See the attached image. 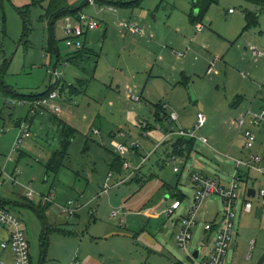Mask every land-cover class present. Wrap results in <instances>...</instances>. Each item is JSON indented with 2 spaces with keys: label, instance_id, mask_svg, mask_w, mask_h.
<instances>
[{
  "label": "rangeland",
  "instance_id": "rangeland-1",
  "mask_svg": "<svg viewBox=\"0 0 264 264\" xmlns=\"http://www.w3.org/2000/svg\"><path fill=\"white\" fill-rule=\"evenodd\" d=\"M189 1L141 0L140 5L117 6L110 12L107 6L101 10L99 2L84 5L86 0H65L70 7L83 5L81 11L94 15L99 22L100 27L89 31L87 43L99 55L93 73L91 66L96 56L86 62L84 72L64 62L67 52L73 49L65 43L64 17L57 18L51 27L45 16L48 0L37 4H31L32 0H0V195L23 204H7V208L23 220L33 264H73L76 258L81 264H172L175 259L190 264L188 255L175 241L181 220L189 215L194 203L190 177L194 172H203L227 182L231 162L224 154L230 151L233 141L238 146L242 142L245 152L243 137L232 120L255 100V107L263 105L264 56L254 58L250 47L264 52V11L258 26L244 31V12L253 8L250 3L217 0L212 5L202 23L205 32L197 37L202 38L205 48L195 51L209 60L219 58L214 67L217 72L208 74L203 60L199 62L201 67L197 63L196 68L190 64L185 67L183 58L162 53V45L170 51L185 50L173 43L180 37L170 25L172 12L177 8L190 10L191 4L184 9ZM230 8L234 13L228 12ZM19 9L28 19V35H24ZM121 23H136L141 31L132 34ZM149 24H154L152 31L156 30L161 38L149 37ZM145 31V38L139 36ZM195 31L194 27L193 35ZM52 37L60 52L59 61L57 54L49 50ZM195 55L191 60L197 62ZM54 70L69 84H74L76 78L91 79L84 92L61 94L58 102L62 111L57 117L51 112L33 116L28 103L6 102V98L31 99L18 93L44 92L50 82L57 80ZM182 73L189 77L187 85L182 83ZM131 94L142 98L134 101ZM164 103L177 112V121L156 119V105ZM198 112L206 115L207 123L196 131L190 157L173 156L171 143L158 146L162 124L193 130ZM18 120L22 121L19 126L15 124ZM141 120L151 127L146 137ZM23 124L29 126V134L20 149L13 151L17 131ZM68 124L76 130L70 136L65 129ZM256 131V146L264 151V134ZM200 135L209 142H201ZM125 136L129 145L138 142L141 146V157L133 151L122 155L131 162L129 172L140 167L118 186V174L111 166L118 155L113 143L125 142ZM62 149L67 152L63 165L57 172L48 171L46 164L53 152ZM175 166L182 172H174ZM12 172L19 184L8 178ZM109 172L113 173L109 180L112 188L108 195L100 194ZM253 174L257 178L253 185L258 188L264 179ZM25 185L37 191L33 201L25 196ZM175 191L184 194V199L168 218L163 210L172 203ZM39 194L48 195L49 201L42 200L45 206L51 204L45 218L30 206L31 202L39 203ZM242 198L240 193L235 219L239 234L230 244L225 264H255L264 255V205L258 198L252 199L253 212L240 219V212H244ZM64 205L75 210L74 214L63 213ZM224 210L225 203L217 195L202 200L190 251L205 242L204 223L220 220ZM113 211H118L115 217L111 215ZM152 212L155 215L149 219ZM252 240L255 245L249 260L245 256ZM203 250L205 254L207 249Z\"/></svg>",
  "mask_w": 264,
  "mask_h": 264
},
{
  "label": "built area",
  "instance_id": "built-area-1",
  "mask_svg": "<svg viewBox=\"0 0 264 264\" xmlns=\"http://www.w3.org/2000/svg\"><path fill=\"white\" fill-rule=\"evenodd\" d=\"M86 2L89 5L96 4V0H86ZM100 8L102 9V6ZM229 11L233 12V9H230ZM64 20L65 24L63 31L65 35V43L67 47L73 50L82 48L85 42V35L99 26V22L94 17H91L83 11H79L75 15L67 14L64 16ZM124 26L129 27L136 32L141 31V28L136 23H124ZM250 50L253 56H264V52L257 47L251 46ZM215 62L216 59H213L210 62L208 72H211L214 69ZM53 74L56 75L57 79H60V73L57 72V70H54ZM60 97L61 94L58 89H55L45 96L31 99L6 98V102L11 104L19 103L22 105L28 103L29 111L33 116L39 113L44 114L46 112H51L57 115L62 111L60 103L58 102ZM141 98V95H130V99L134 101H140ZM160 117L163 120H167L169 123L177 121L179 118L177 112L167 103L162 104ZM206 123V115L202 112H198L196 114V123L193 130L180 127L176 131L171 130L165 132L164 137L158 143V146L166 143L172 135H175V137L178 136L195 139L197 138L196 131L204 127ZM140 124L143 129V135L146 136L148 123L141 120ZM234 124L243 137V149L245 150V155L243 157H234L228 153L224 154V157H226V159H228L233 165L229 180L227 182H222L219 178L210 177L203 172H194L190 177L191 183L195 189L194 203L189 215L183 217L181 220L180 228L175 236L177 245L188 255L190 264H225V257L228 253V249L232 240L236 236L235 219L238 215L236 207L240 193L243 194L241 208L244 212H250L252 210L254 205L252 199L254 198L261 200V203L264 205V184H261L258 188L253 185L255 180L257 181V178H254L255 174L253 173H256L264 179V151H261L256 146L258 137L256 129L264 134V107L258 110L251 108L246 109L234 119ZM96 132H98V130H96ZM28 134L29 126L23 124L15 142L13 143V151H18L20 149ZM198 139L205 144L209 142V139L204 135L198 136ZM114 145L120 154H125L129 151L137 152L141 149L138 142H133L130 145L127 142H114ZM173 156H177L174 151ZM145 159L146 157L143 158V161ZM124 167L126 169L132 167L131 162L124 161ZM139 167L140 166L136 167L135 170ZM174 172L181 173L182 171L179 166H175ZM112 176L113 173L109 172L107 181L100 194H109L110 189L112 188L109 187V180ZM8 178L12 180L15 185L19 184L13 172ZM0 184H2L1 181ZM24 187L26 188V197L29 200L34 199L37 191L28 185H25ZM250 188H255V195L253 197L248 195V190ZM210 195L219 196L225 203V210L220 220L214 219L213 221L204 223L203 232L205 233V242L203 241L200 246H196L193 251H190L188 247L192 242L193 230L199 223L197 218L199 207L202 200ZM40 198L43 201H49L47 195H40ZM182 200L183 199L174 197L172 203L163 210V214H165L166 217L171 218L181 207ZM69 203H71V201H69ZM62 211L63 213L73 214L75 210L64 205L62 206ZM117 214L118 211H113L111 215L115 217ZM0 225L9 229V238L3 241L2 246L4 248L10 247L12 249L15 264H32L30 244L20 217L1 204ZM204 244H207L208 246ZM254 245L255 241L252 240L249 244V251L246 253V258L249 260L252 258L250 251L254 248ZM197 248H200V252L198 257H195L193 252ZM203 249H207L205 254H203ZM73 264L81 263L75 259Z\"/></svg>",
  "mask_w": 264,
  "mask_h": 264
},
{
  "label": "trees",
  "instance_id": "trees-1",
  "mask_svg": "<svg viewBox=\"0 0 264 264\" xmlns=\"http://www.w3.org/2000/svg\"><path fill=\"white\" fill-rule=\"evenodd\" d=\"M42 1L38 2V1L32 0L31 4H37V3H40ZM100 1L101 0H96V2H100ZM104 1H106L108 4H110L112 6H114V5L126 6V5L133 4L135 2V1L124 2L123 0H104ZM245 1L251 2L254 4H258V5H264V0H245ZM191 2H192L191 20L194 23H197V22H201L203 20V18L205 17L206 13L209 10V8L215 2H217V0H191ZM87 4L88 3L85 2L84 5H87ZM82 6L70 7V6H67L65 0H48L47 5L45 6V16L49 17L50 25H51V27H53V24L57 18H59L61 16L64 17L67 14L75 15L76 13L81 11ZM196 10H198L197 14H195ZM19 12L23 18L24 35H28L29 30H30L29 26H28V19L25 17V13L22 12L20 9H19ZM245 17L247 20V24H246L245 29H248V28L254 26L255 23L257 22L256 15L250 10L245 11ZM49 50H50V52L57 54V57H58L57 61H59L60 52L58 50V47L56 46V42H55L54 37H52L49 40ZM94 56H96L94 58V67L92 64L91 68H92L93 73H95L96 68H97V57H99V55H98V53L93 51L91 48L87 47L85 42H84V45L82 48L77 49V50H73V51H69V53H67L65 58H64V62H69V63L73 64L75 67H77L78 69L83 70V72H84L86 70V66H85L86 62L87 63L90 62V60ZM90 80H91L90 78H78L74 84L73 83L69 84V83H66V81H62L61 79H57L54 83L50 82L47 90H45L42 93H38V94H33V93L21 94V93H18V94L21 96H24V97H28V98H35V97L45 96L49 92H51L52 90L58 89L60 91V94H63L64 92L69 91L70 94L74 95V94L84 92L86 90V87L89 85ZM182 81L184 83H188L187 77H183ZM10 90L13 94H17V92L14 91L13 89H9V91ZM161 109H162V104H157L156 105V111H155V117L157 120H163L160 117V110ZM54 115L56 116V114H54ZM59 120L61 121L62 119L59 118ZM66 127L67 128H65V129H66L68 136L73 135L74 132L76 131L75 127H72L69 124ZM150 128L151 127L148 124L147 129H150ZM194 145H195V139L194 138L178 137L177 136L175 138V142H174L172 147H173V151L175 154H177L179 156H182L183 154H185L188 157L193 152ZM66 156H67V152L64 149L54 151L50 160L46 164L47 170L48 171H54V172L59 171V168L63 165L62 163H63V160L65 159ZM119 160L120 159H118L116 157L113 160V165H118ZM173 196L176 198L184 199V194H182L179 191H175L173 193ZM6 203H8L7 200L0 198V204L1 205L5 206ZM30 206L32 208H34L35 211H37L42 218H45V211H46L48 206H44V207L41 206L40 207L36 204H33L32 202L30 203ZM172 264H186V263L180 259H175L172 261Z\"/></svg>",
  "mask_w": 264,
  "mask_h": 264
},
{
  "label": "crops",
  "instance_id": "crops-1",
  "mask_svg": "<svg viewBox=\"0 0 264 264\" xmlns=\"http://www.w3.org/2000/svg\"><path fill=\"white\" fill-rule=\"evenodd\" d=\"M131 1H136V2H134L133 4H130V5H126V6H123V7H134V6H137V5H140V2H141V0H131ZM245 1V0H244ZM126 2H130V1H126ZM247 2V1H246ZM99 3H101V5H102V9H104V6H107L108 7V9L107 10H109L110 12H112V11H116L117 10V5H114V6H112V5H110V4H108L106 1H104V0H101ZM248 3H250L252 6L250 7V8H252V9H249V8H247L246 10H250V11H252L255 15H256V17H257V22L255 23V25L254 26H252V27H250V28H248V29H245V27H246V24H247V20H246V17H245V12H244V20H245V24H244V28H243V30L245 31V30H249V29H251V28H254V27H257L258 26V24H259V18H260V14H261V11H264V5H258V4H254V3H251V2H248ZM189 4V5H188ZM190 4H191V8H190V10H188V11H185V10H183V9H180V8H177L175 11H173L172 12V14H171V17H172V20H173V24H171L170 25V29H171V31H174L175 33H177L178 34V36L180 37V38H178L176 41H173V43H177V45L178 46H181V49H185L184 51H181V52H179V50H176V49H172L171 51L170 50H168V49H166V47L164 46V45H162V53L165 55V56H167V57H171V56H176V58L178 59V60H183L184 59V61H182V63L185 65V67L187 66V65H191V66H195L196 65V63L198 64V66L199 67H201V64L199 63V62H201L202 60H203V65L205 64V66H206V73H208V74H211V73H216L217 71H215V68L211 71V72H208V68H209V66H210V62L212 61V60H209V58L208 57H205L204 55H202L200 52H199V55L200 56H198L197 54H196V50L198 49V48H205V44H204V42H201L202 41V38H197L198 37V34H204V32H205V29H203L204 28V25L202 24L203 23V21H205V19L207 18V16H208V13H209V11H210V8L212 7H210L209 8V10H208V12L206 13V15H205V17L203 18V20L201 21V22H197V23H194L192 20H191V12H192V2L191 1H189L188 3H187V5L185 6L184 5V9H189V6H190ZM215 4V3H214ZM101 9V10H102ZM231 9V8H230ZM229 9V10H230ZM106 10V9H105ZM228 10V12L229 13H234V11L233 12H230ZM245 10V11H246ZM104 11V10H103ZM89 15V14H88ZM122 15V14H121ZM91 17H94V15L92 16V15H90ZM212 17V16H211ZM140 18V17H139ZM237 22L239 23V20H237ZM137 23V22H136ZM124 25V24H123ZM122 25V23H121V26H123ZM193 26V27H192ZM98 27H100V26H98ZM97 27V28H98ZM153 27H154V24H149V32L151 33L150 34V36L149 37H155V36H158L159 38H161L160 36H159V34H158V32L156 31V30H153L152 31V29H153ZM194 27H195V29H196V31H195V34L193 35V30H194ZM96 28V29H97ZM107 28V27H106ZM95 30V29H94ZM212 31V30H211ZM243 31V32H244ZM91 32V31H90ZM90 32H88L86 35H85V44H86V46H87V43L89 42V40H90ZM132 34H137L136 33V31H134V30H132L131 29V31H130ZM140 35H142L141 37H143V38H145V36L146 35H148V34H146V31L145 32H143L142 34H139V36ZM170 40V39H169ZM170 41H172V40H170ZM201 45V46H200ZM89 48H91V47H89ZM251 48V47H250ZM93 51H95L93 48H91ZM73 51V50H72ZM200 51V50H199ZM67 53H69V52H67ZM196 54V55H195ZM193 55H195V59L194 60H196L197 62H195V61H193V60H191V56H193ZM253 56V55H252ZM254 58H261L262 56H253ZM172 58V57H171ZM180 58H183V59H180ZM219 58H217L216 57V62H217V60H218ZM216 62H215V65H216ZM150 66H148L147 65V69L149 68ZM215 67V66H214ZM195 68H196V66H195ZM97 69V68H96ZM79 70V69H78ZM184 70V69H183ZM185 71V70H184ZM82 73V72H81ZM82 74H84V73H82ZM182 75H183V77H187V79H188V83L190 82V80H189V77L187 76V75H185L184 73H182ZM76 79H78V78H76ZM182 80H183V78H182ZM182 83L183 84H185V85H187L188 83H184L183 81H182ZM259 87H261V85H259ZM127 90L129 89L128 88V86H127V88H126ZM259 90L261 91L262 90V88L260 89L259 88ZM263 96H264V92H263ZM256 101V100H255ZM255 101L250 105V106H248L249 108H251V109H254V110H258V109H260V108H262V107H264V100L262 101V103H263V105L262 106H259V107H255ZM246 109H248V108H246ZM245 109V110H246ZM245 110H243V111H241L240 112V114L242 113V112H244ZM239 114V115H240ZM22 122V121H21ZM16 124V123H15ZM232 124L233 125H235L234 124V120H232ZM151 129V128H150ZM19 130L20 129H18V131H17V134H16V137H17V135H18V133H19ZM149 130V129H148ZM148 130H147V132H148ZM171 130H173V131H176L177 129H173V126L171 127L170 125H169V127H168V123L167 124H162L161 125V140L163 139V137H164V133L165 132H168V131H171ZM119 136H121V135H119ZM147 136V135H146ZM145 136V137H146ZM175 135H172L169 139H168V144H170L171 143V147L173 146V144H174V142H175ZM124 139H126V140H124L125 142H127V138H126V136L124 137ZM115 142V141H114ZM121 142H123V141H121ZM166 142V143H167ZM116 143V142H115ZM114 144V143H113ZM195 146V145H194ZM241 146H242V142H241V145L240 146H238V145H236V143H235V141H233L232 143H231V146H230V151H228L227 153L228 154H230V155H232V156H234V157H243L244 155H245V152L242 150V148H241ZM118 152V151H117ZM136 153V155H138V156H140L141 157V153L139 152V150L137 151V152H135ZM227 153H225V154H227ZM193 154V152L191 153V155ZM123 154H120L119 152H118V155H117V158L118 159H120L118 162H119V164L118 165H113V162H112V169L114 170V172L116 171V173L118 174L117 175V178H118V180H117V182L115 183V185H118L119 183H121V184H124V183H126V181L131 177V176H133L134 174H135V172L132 170L131 172H129V170H130V168H128V169H126L122 164H123V161H125L124 160V158H123V156H122ZM190 155V156H191ZM190 156H188V157H190ZM179 157H185L186 159L188 158L187 157V155H185V154H183L182 156H179ZM230 173L232 172V169H233V165L231 164L230 165ZM135 170V169H134ZM48 172V171H47ZM16 175H17V173H16ZM138 178V177H137ZM138 181H139V179H138ZM121 184H119V185H121ZM118 185V186H119ZM142 185H143V183H142ZM43 195H45V194H43ZM26 196V195H25ZM48 196V195H47ZM0 198H2V199H5V200H7L8 201V203H6V205H5V207L7 208V204L9 205H11L12 203L14 204L15 203V205L17 204V205H19V206H22L23 204H19L18 203V201H15V200H12V199H9V198H6V197H3V196H1L0 195ZM165 199H166V197H165ZM30 201H33V199L32 200H30ZM165 202V201H164ZM163 202V203H164ZM35 204V203H34ZM125 205L127 204L126 202L124 203ZM123 204V205H124ZM36 205H38V206H45L44 204H43V202H42V200L40 199L39 200V203L37 204L36 203ZM50 205L51 204H49V206L47 207V209L50 207ZM4 206V205H3ZM254 207H255V205H253V208H252V210L250 211V212H240V219L242 218V216H244V214H251L252 212H253V210H254ZM9 209V208H8ZM34 209V208H33ZM124 209V206H121L120 207V210H123ZM35 210V209H34ZM12 211V210H11ZM76 213V212H75ZM16 214V213H15ZM74 214V213H73ZM18 217H20V215H18V214H16ZM126 215H128L127 214V212H126ZM154 212H152V213H150V214H148V218L150 219V218H152V217H154ZM46 216V215H45ZM20 219H21V221H23L22 220V218L20 217ZM22 225H23V222H22ZM23 227H24V225H23ZM24 229H25V227H24ZM25 233H26V231H25ZM239 234V232L238 231H236V235H238ZM27 236V235H26ZM9 238V229L7 228V227H4L3 225H0V260H1V264H15V261H14V254H13V251H12V249L10 248V247H6V248H4L3 246H2V243H3V241H5V240H7ZM27 239H28V237H27ZM239 242H237V244H238ZM250 244V243H249ZM246 257V256H245ZM247 259V258H246ZM252 259V258H251ZM250 259V260H251ZM76 260H78L77 258H76ZM79 261V260H78ZM80 262V261H79ZM32 264H33V262H32Z\"/></svg>",
  "mask_w": 264,
  "mask_h": 264
},
{
  "label": "water",
  "instance_id": "water-1",
  "mask_svg": "<svg viewBox=\"0 0 264 264\" xmlns=\"http://www.w3.org/2000/svg\"><path fill=\"white\" fill-rule=\"evenodd\" d=\"M197 12H198V10L195 11V14H197ZM191 94H192V98H193V100H195V99H196V96H195L194 91H193L192 88H191ZM16 125H17V126L21 125V120H18V121L16 122ZM248 195H249L250 197H253V196L255 195V188H250V189L248 190ZM199 252H200V248H197V249L193 252V255H195V257H198ZM263 263H264V255H262V256L257 260V262H256L255 264H263Z\"/></svg>",
  "mask_w": 264,
  "mask_h": 264
}]
</instances>
